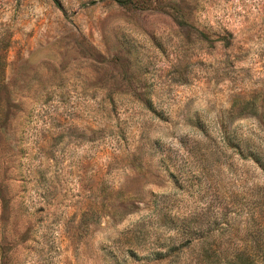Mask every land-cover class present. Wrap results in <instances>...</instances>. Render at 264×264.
Listing matches in <instances>:
<instances>
[{
	"label": "rangeland",
	"instance_id": "374dc122",
	"mask_svg": "<svg viewBox=\"0 0 264 264\" xmlns=\"http://www.w3.org/2000/svg\"><path fill=\"white\" fill-rule=\"evenodd\" d=\"M252 150L264 0H0V264L241 245L264 215Z\"/></svg>",
	"mask_w": 264,
	"mask_h": 264
},
{
	"label": "trees",
	"instance_id": "16d2710c",
	"mask_svg": "<svg viewBox=\"0 0 264 264\" xmlns=\"http://www.w3.org/2000/svg\"><path fill=\"white\" fill-rule=\"evenodd\" d=\"M250 156L259 161L264 168V160L259 155L258 150H252ZM250 226L247 235L240 239L244 241L241 245L220 246L210 244L199 248L195 264H264V215L258 217V220L252 218ZM166 247L165 251L156 252V256L172 258L179 254L180 247L174 243Z\"/></svg>",
	"mask_w": 264,
	"mask_h": 264
}]
</instances>
